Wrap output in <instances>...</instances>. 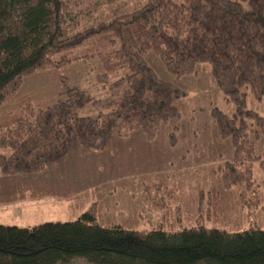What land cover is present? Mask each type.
<instances>
[{
	"label": "trees",
	"instance_id": "1",
	"mask_svg": "<svg viewBox=\"0 0 264 264\" xmlns=\"http://www.w3.org/2000/svg\"><path fill=\"white\" fill-rule=\"evenodd\" d=\"M79 4L0 0V106L32 75L91 60L104 67L101 83L114 77L112 94L94 101L112 133L95 144L100 133L93 130L101 119L80 115L65 101L43 105L39 99L19 114L11 108L0 117V175L41 172L71 151L77 131L82 133L78 142L85 138L94 151H111L109 138L121 135L126 125L155 138L161 127L181 117L178 102L187 90L155 70L148 60L152 54L167 73L177 75L197 73L198 63L210 65L218 88L234 106L232 114L216 105L210 111L218 136L232 146L231 157L218 167L222 185L251 189L252 162L264 165L255 146L264 137V115L247 105L249 94L264 98V0H146L88 25L82 23L86 14ZM179 128L175 123L169 131L172 145ZM96 208L93 202L72 220L1 223L0 264H264L259 226L236 232L202 223L138 230L101 223Z\"/></svg>",
	"mask_w": 264,
	"mask_h": 264
},
{
	"label": "rangeland",
	"instance_id": "2",
	"mask_svg": "<svg viewBox=\"0 0 264 264\" xmlns=\"http://www.w3.org/2000/svg\"><path fill=\"white\" fill-rule=\"evenodd\" d=\"M145 1L80 0L78 7L86 14L82 23L88 25L107 19L120 8L129 11L140 7ZM148 60L163 78L187 90L178 102L181 117L161 127L152 140L134 124L123 126L121 135L113 133L109 138L111 151L89 149L85 138L78 142L77 134L82 133L77 131L72 136L71 151L41 172L0 175V224L72 220L94 202L101 223H119L138 230L160 225L171 230L200 223L229 232L258 226L264 229L261 161L251 164V189L222 185L218 167L231 157L232 146L218 136L210 111L216 105L232 114L234 106L218 88L210 65L198 63L197 73L177 75L167 73L156 56L149 54ZM103 71L104 67H95L91 60H73L63 67L38 72L0 106V117L11 108L21 112L39 99L43 105L65 101L80 115L101 119L100 128L93 130L100 133L93 142L101 144L112 132L110 122L94 101L112 94L110 83L114 78L101 83L98 74ZM247 105L264 115V98L258 101L249 94ZM175 123L180 128L178 141L172 145L169 131ZM255 146L264 161V137L257 139ZM149 185L153 187L147 189ZM76 264L86 263L79 260Z\"/></svg>",
	"mask_w": 264,
	"mask_h": 264
}]
</instances>
